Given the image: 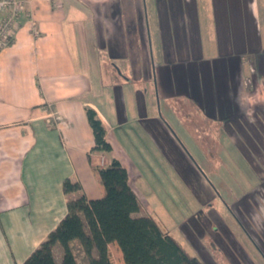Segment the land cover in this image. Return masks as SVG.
<instances>
[{
	"label": "crops",
	"instance_id": "crops-1",
	"mask_svg": "<svg viewBox=\"0 0 264 264\" xmlns=\"http://www.w3.org/2000/svg\"><path fill=\"white\" fill-rule=\"evenodd\" d=\"M109 1L118 0H28L15 39L0 48V264H21L65 215L68 198L102 196L98 169L111 159L127 169L137 194L138 154L120 151L118 137L131 122L124 90L135 77L126 68V57L136 61L128 43L135 27L123 26ZM151 1L149 49L157 61L142 76L159 97L180 98L198 116L210 107L216 122L233 124L234 139L264 145V0ZM144 29L136 27L137 51ZM88 106L102 120L109 153L92 151ZM135 110L155 118L138 100ZM199 121L198 145L206 133ZM66 178L80 189L65 193ZM139 210L134 215H149Z\"/></svg>",
	"mask_w": 264,
	"mask_h": 264
},
{
	"label": "rangeland",
	"instance_id": "rangeland-1",
	"mask_svg": "<svg viewBox=\"0 0 264 264\" xmlns=\"http://www.w3.org/2000/svg\"><path fill=\"white\" fill-rule=\"evenodd\" d=\"M164 2L157 5L163 7ZM114 4L107 2L108 10L116 14L118 9L124 18L120 23L135 27L129 34L135 36L134 42H128L136 52L135 64L129 65L126 57V68L134 70L135 77L125 81V97L133 100L132 110L138 100L155 115L148 119L146 113L141 116L130 109L131 122L118 133L120 151L138 154L132 164V183L142 213L151 215L204 264H264V145L260 139L248 146L234 139L233 124L216 122L217 113L210 107L198 116L195 108L181 107L180 98L159 97L154 81L142 76L151 74L157 61L156 52L153 57L149 49L150 29L156 24L150 17L152 1ZM140 25L147 36L144 49L137 51ZM199 117L206 132L200 145L195 131ZM71 247L78 263L87 264L78 239L71 241ZM54 252L61 264V249L55 247ZM110 255L113 264H124L116 245L110 246Z\"/></svg>",
	"mask_w": 264,
	"mask_h": 264
},
{
	"label": "trees",
	"instance_id": "trees-1",
	"mask_svg": "<svg viewBox=\"0 0 264 264\" xmlns=\"http://www.w3.org/2000/svg\"><path fill=\"white\" fill-rule=\"evenodd\" d=\"M86 116L93 134L92 151L109 153L102 120L92 107ZM104 194L87 198L83 193L68 198L66 213L21 264H57L54 246L61 249V264H79L71 241L78 239L87 264H113L108 244L114 242L124 264H204L151 215H134L140 205L128 183L127 169L117 160L98 169ZM65 193L80 189L78 182L66 178Z\"/></svg>",
	"mask_w": 264,
	"mask_h": 264
},
{
	"label": "built area",
	"instance_id": "built-area-1",
	"mask_svg": "<svg viewBox=\"0 0 264 264\" xmlns=\"http://www.w3.org/2000/svg\"><path fill=\"white\" fill-rule=\"evenodd\" d=\"M28 0H0V48L10 44L19 27V16L26 10ZM32 18V14L29 15ZM32 29L35 27L32 22Z\"/></svg>",
	"mask_w": 264,
	"mask_h": 264
}]
</instances>
